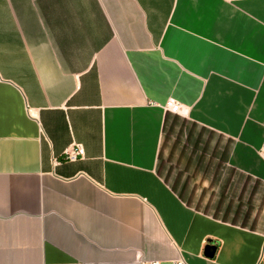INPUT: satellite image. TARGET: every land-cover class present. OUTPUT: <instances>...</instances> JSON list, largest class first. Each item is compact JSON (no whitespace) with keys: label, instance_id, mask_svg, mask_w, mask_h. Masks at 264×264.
Returning <instances> with one entry per match:
<instances>
[{"label":"crops","instance_id":"crops-1","mask_svg":"<svg viewBox=\"0 0 264 264\" xmlns=\"http://www.w3.org/2000/svg\"><path fill=\"white\" fill-rule=\"evenodd\" d=\"M151 261L264 264V0H0V264Z\"/></svg>","mask_w":264,"mask_h":264},{"label":"built area","instance_id":"built-area-1","mask_svg":"<svg viewBox=\"0 0 264 264\" xmlns=\"http://www.w3.org/2000/svg\"><path fill=\"white\" fill-rule=\"evenodd\" d=\"M164 109L175 114H180V115L184 114L181 105H179L177 102L173 100H168L164 105ZM83 155H84V151L82 146L79 144H73L65 151L64 158L66 161H75L79 158H82ZM144 264H159V263L156 261H151V262H146ZM174 264H181V263L175 262Z\"/></svg>","mask_w":264,"mask_h":264},{"label":"water","instance_id":"water-1","mask_svg":"<svg viewBox=\"0 0 264 264\" xmlns=\"http://www.w3.org/2000/svg\"><path fill=\"white\" fill-rule=\"evenodd\" d=\"M215 251V247L211 244L206 245L205 249H204V254L207 257H212Z\"/></svg>","mask_w":264,"mask_h":264}]
</instances>
